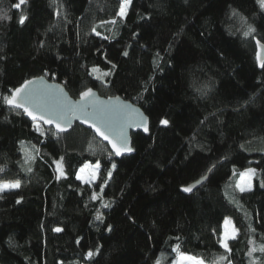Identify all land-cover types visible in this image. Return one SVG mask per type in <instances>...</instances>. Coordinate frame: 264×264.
<instances>
[{"label": "trees", "instance_id": "16d2710c", "mask_svg": "<svg viewBox=\"0 0 264 264\" xmlns=\"http://www.w3.org/2000/svg\"><path fill=\"white\" fill-rule=\"evenodd\" d=\"M17 3L0 0V183L20 181L0 192V264H175L180 254L264 264L259 0H131L123 19L120 0ZM247 25L255 32L244 37ZM34 77L62 83L73 98L92 88L132 101L149 134H132L134 154L116 159L79 125L65 134L40 124L37 131L3 101ZM85 164L98 165L90 184L76 177ZM249 168L258 174L242 193L236 181ZM206 174L191 195L180 191ZM226 218L236 229L230 252L219 243Z\"/></svg>", "mask_w": 264, "mask_h": 264}, {"label": "water", "instance_id": "95a60500", "mask_svg": "<svg viewBox=\"0 0 264 264\" xmlns=\"http://www.w3.org/2000/svg\"><path fill=\"white\" fill-rule=\"evenodd\" d=\"M258 53L260 57L258 65L260 67L261 63L264 62V44L259 43L258 45L256 43L257 61ZM40 78L41 77H34L27 80L37 82L34 83L32 88L35 90L34 95L41 103H43L46 107L63 115V119H61L59 122L64 127V131L57 132L54 125L45 124L43 123V121L39 123L42 127L46 129H52L56 134H65L71 131V129L75 125H79L89 130L96 137V139L105 144L108 147L110 153L116 159L134 154V149L132 148V134L137 132H140L146 136L149 134L150 124L148 117L146 116L144 111L132 101L126 100L118 95L104 97L101 96L95 89L89 88L92 90L93 96L89 97L86 106L81 109L79 107H76V102L80 100V94L76 98H73L65 90L62 83H59L57 81H50L43 77V84H40L38 82ZM25 81L21 85H23ZM65 98L71 103L66 104ZM16 110L21 111L23 117L30 123H35L28 115L23 113L22 109ZM45 114L47 115V113ZM144 118H146L147 120V132L144 130L143 126H138L142 125ZM90 124H96L100 126L102 130L105 131L111 139L117 141V143H119L118 138L120 137L121 131H123V138L126 139L127 146L131 147L133 151L131 153L122 152L120 156H116L111 144H109L108 141L103 139L101 136L97 135L95 129L89 126ZM207 178L208 174L186 185L194 186L191 193H184L181 191V189L180 191L184 195H191L195 190L200 188L206 182Z\"/></svg>", "mask_w": 264, "mask_h": 264}, {"label": "snow or ice", "instance_id": "6c2138e0", "mask_svg": "<svg viewBox=\"0 0 264 264\" xmlns=\"http://www.w3.org/2000/svg\"><path fill=\"white\" fill-rule=\"evenodd\" d=\"M26 2V0H19V3L13 5L16 8H20V6L22 4H24ZM260 4L262 7H264V0H259ZM131 4V0H120V4H119V8L118 11L116 12V16L119 17L120 19H123L126 16V9L127 6ZM58 14V13H57ZM239 13H237L235 10L233 11V16H238ZM27 19L26 16H21L19 19V23L20 24H24L25 20ZM241 20L243 21V17H241ZM103 23H112L115 24L116 20L113 19L111 21H102ZM93 32H96V28H93ZM255 32V28H253L251 25H247V28L245 31H243V36L244 37H249L251 36L253 33ZM98 34V33H97ZM257 44L259 45V41H257ZM41 47H43V43L41 42ZM124 56L128 55V52L125 51L123 53ZM260 60L259 57V53H258V62ZM261 66L264 67V62L261 63ZM113 68H115V64L112 65ZM92 72H97L98 69L93 67L91 69ZM48 73L46 72L45 75H47ZM105 76L109 75L108 72L104 73ZM40 84H43V77H41L38 81ZM34 83H37L35 81L32 80H27L25 81V83L23 85H21L18 88H14V89H10L9 95H6L3 97V101L4 103L12 109H22L23 113H25L26 115H28L33 122H35V124L37 125V131H39V123L41 121H43V123L45 124H49V125H54L57 132H62L64 131V127L61 125V123L59 122L61 119H63V115L59 112H56L48 107H46L43 103H41L36 96L34 95V89L32 88V86L34 85ZM93 93L91 89H87L85 91H82L80 93V100L76 102V107H79L81 109H83V107L86 106L89 97H92ZM65 103L66 104H70V101H67V99L65 98ZM47 113V115L45 114ZM161 125L163 126H168L169 121L167 119H162L160 121ZM203 123V122H202ZM90 127H93L96 131V134L101 136L103 139L107 140L109 144H111L113 151L115 152L116 156H120L122 154V152H128L131 153L133 151V149L131 147L127 146V141L125 138H123L124 134L123 131H121L120 133V137L119 139V143H117V141H114L113 139H111L108 134L102 130V128L96 124H90ZM138 126H143L144 130L147 132V120L146 118L143 119L142 125H138ZM27 155V154H26ZM32 157L28 156L27 159L25 160V163H28L29 160H31ZM57 165V170L59 171L61 168V161H56L55 162ZM112 168L115 169L116 165L113 164ZM212 169H209L208 171H211ZM0 171H3V169H0ZM27 171H31V168L29 167L27 169ZM82 171V170H81ZM255 175V169L249 168L246 172L241 173V180L239 182H237L236 187L240 190V192H245V191H250L251 190V185L250 183H246L245 182V178H248V180H250V178ZM108 176L111 177V171H109ZM77 179L83 180V177L80 176L79 174L77 175ZM88 182V181H85ZM199 183V181H198ZM264 186V185H262ZM20 187V181L16 180L14 182H3L0 183V192L5 191L6 189H18ZM193 185H189V186H185L181 188V191L184 193H191L193 191ZM98 198V195L96 193H93L92 195V199L95 200ZM21 201L18 199L17 203H20ZM105 208L109 207L110 205L108 203H105L103 205ZM97 220H100L101 222L103 221V217L97 213L96 216ZM131 219V217H130ZM225 224H228L229 221L226 218L224 221ZM108 230L111 231V226L108 227ZM55 231L59 232L61 231V229L57 228L55 229ZM236 234V229L233 228L231 233L225 232L223 239H221L219 241L220 246L224 249L225 252H230V249L228 247V244L226 243V241L230 238H234ZM177 239H179V237H177ZM77 243H79V241H77ZM249 243H252V241H249ZM179 245H177L176 247L173 248V251H177ZM256 249L253 248L250 250L251 251H255ZM261 252H264V245H262L259 249ZM97 251H99V249H97ZM94 255L93 252H88L87 254V258H91ZM181 261H188L189 264H203L202 261L193 258V257H188V256H180ZM219 259L222 261L224 259H226V257L221 256L219 257ZM157 264H159V261H157Z\"/></svg>", "mask_w": 264, "mask_h": 264}, {"label": "rangeland", "instance_id": "374dc122", "mask_svg": "<svg viewBox=\"0 0 264 264\" xmlns=\"http://www.w3.org/2000/svg\"><path fill=\"white\" fill-rule=\"evenodd\" d=\"M128 6H129V5H128ZM128 6H127V9H128ZM127 9H126V12H127ZM59 161H60V160H59ZM252 169H254V168H252ZM54 170H55V174H56V177H57V178L62 177V175H63L62 164H61V168H60V170L58 171V170H57V165H56V163H55V165H54ZM81 170H82V171H81ZM246 171H247V170H246ZM246 171H243V172H241V173H244V172H246ZM97 173H98V165L85 164V165H83L82 167H80L79 170H78V172H77V175L79 174L80 176H82V177H83V180H80V179H78V180H79L80 182H82V183L90 184V183H92V181H94V179H95ZM241 173L239 174V176H238V178H237L236 184H237V182H239V181L241 180ZM257 174H258V170L255 169V175H253V176L250 178V180H248V178H245V182H246V183H250V185H251V189L253 188V180H254V178L257 176ZM77 175H76V177H77ZM85 181H88V182H85ZM237 189H238V188H237ZM6 190H7V189H6ZM238 190H239V189H238ZM227 219H228V221H229L228 224H225V223H224L225 220H224L223 223H222V236H221L222 238H221V239H223V236H224L225 232L231 233V232H232V229L234 228V225H233L232 221H231L229 218H227ZM235 235H236V234H235ZM181 255H183V256H188V257H193V256H190V255H187V254H180V255L177 257L175 264H189V262L186 261V260H185V261H181V259H180V256H181ZM193 258H196V257H193ZM196 259L200 260L199 258H196ZM200 261H201V260H200ZM159 262H160V264H163L164 259H163V258H160ZM202 262H203V261H202ZM203 264H206V263L203 262Z\"/></svg>", "mask_w": 264, "mask_h": 264}]
</instances>
